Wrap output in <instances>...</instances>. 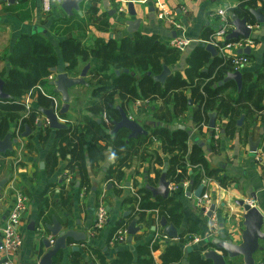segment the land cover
<instances>
[{"label":"crops","instance_id":"crops-1","mask_svg":"<svg viewBox=\"0 0 264 264\" xmlns=\"http://www.w3.org/2000/svg\"><path fill=\"white\" fill-rule=\"evenodd\" d=\"M129 3L136 11L134 18L140 19L136 32L155 35L166 44L170 39L178 36L180 32L177 29L164 20L158 19L157 14L163 9L168 10L175 21L183 26L184 35L191 42L185 52H180L177 62L170 67L171 72L178 71L183 75L186 58L191 50L195 45L202 44L205 40L202 38L203 32L209 28L212 31L209 36L211 37L219 26L218 18L215 15L216 11L220 8L228 11L229 8L237 4V0H82L79 4V12L74 10L71 16L64 12L61 2L55 1L52 10L44 12L42 0H18L13 4L0 0V57L5 58L13 50L17 39L23 34H42L53 44L55 49H58L60 41L68 37H76L83 44L90 45L96 38L118 40L124 36H130L136 32L128 33L122 24V20L132 18L127 14ZM258 6L264 16V0L259 1ZM91 7H94L96 12H90ZM120 8L122 11L119 10ZM104 25H106V29ZM248 25L251 26L249 38L254 43L250 46L249 63L241 72L242 74L248 72L256 75L262 69L264 61V24H256L253 20L248 22ZM235 51L237 53V49ZM1 64L4 65L2 60H0ZM7 66L9 67V65ZM160 104L161 108L158 112L164 109L163 104ZM31 106L36 108L39 105L32 100ZM195 108V105L189 106L184 116L185 119L180 125L192 130L189 135V145L197 140L208 163L219 168L220 174L226 176V181L225 185H220L212 177L205 187L211 193L209 205H214L210 216L203 214L196 206V198L192 195L196 187L187 185L183 188L182 193L177 194L178 189L171 191L170 195L176 194L182 214L179 226L173 225L177 229L178 240L179 234L186 231L184 235L186 243L191 235L204 238L205 235L213 231H216L217 234L225 233L227 238L239 242L243 230V211L241 207L234 204L235 200L250 199L264 217V168L253 161L248 145V139L251 137L254 141L259 140L257 148L264 147L262 121L257 118L253 123H250L249 119H243L241 126L236 124V128L230 134L226 133L224 129L226 120L216 117L215 124L220 127L217 136L207 126H203L198 133L190 119H187ZM31 130V135L20 139V144L15 147L13 152L0 157V161L4 164L0 170V178L6 174L7 176L12 175L3 190L2 198H0V229L12 207V187H19L29 199L27 212L19 228L23 243L20 248L11 253L0 251V264L8 259L12 264H38L46 252V247L38 234L37 227L38 224L40 225V220L41 222L51 221L52 215L57 217L64 229L84 230L87 236V240L83 242H75L70 239L68 248L63 251V256L53 264H72V251L80 253L79 264H99L95 254L96 250H101L109 261L116 257L118 249L133 250L136 244L150 237L153 231L151 227L155 226V222L148 215L141 219L145 222L143 226L136 223L140 229L131 237L130 241H127V238L122 243L115 244L112 241L119 228L109 239L108 234L113 223L119 218L128 217L126 228L130 220L135 219L136 216L129 204H122V202L125 199L136 200V190L141 185V179H146V176L154 179V170L161 169L154 160L156 154L160 155L164 162H167V155L162 153L159 142H151L150 153L154 155L152 159L147 160L146 153L138 154L136 150L129 154L118 168L123 173L118 179V170L112 171L111 165H115V162L122 156L113 157L106 151H99L102 156L98 159L94 156L93 162H91L87 152L88 144L85 145L87 139L82 138L81 144L85 145L88 183L79 185L80 178L77 171L72 173L75 179L72 183L63 181L65 173L68 171L66 166L71 157L70 149L64 143L65 154L61 156L57 152V164L52 171L47 170L46 157L53 147L56 132L49 127L46 118H43V127L34 126L31 127ZM107 171L111 172L110 177H113V181L108 180L110 177H107ZM156 184L157 181L152 183V185ZM185 192H190L191 195L186 196ZM44 200L46 204H44ZM100 203H103L108 210V218L102 228L94 229V213L96 206ZM223 203L224 206H222ZM128 207L130 209L127 210ZM42 208H44L43 213H41ZM126 211H129L130 214L123 216V212ZM161 230L163 231V228L160 225L155 226L154 231ZM262 230L264 231L263 228ZM178 240L173 242H178ZM203 243H192L189 247L192 248V246ZM156 244L158 247L151 251V256L153 264H161V255L167 242L156 240ZM259 244L262 246V250L254 254V259L256 263H263L264 240H261ZM73 247H77V249L74 250ZM187 247H183V249H187ZM209 248L207 246V249ZM221 253L225 258V264H243L241 257L228 259L224 252L221 251ZM186 255L184 250L181 264H187Z\"/></svg>","mask_w":264,"mask_h":264},{"label":"trees","instance_id":"trees-1","mask_svg":"<svg viewBox=\"0 0 264 264\" xmlns=\"http://www.w3.org/2000/svg\"><path fill=\"white\" fill-rule=\"evenodd\" d=\"M259 1L261 0H237V4L229 8L227 12L235 13L238 17H245L248 22H251L254 18L249 9L259 7ZM90 12H96V9L91 7ZM104 28L106 29V25ZM211 33L212 31L207 28L202 38L209 39ZM179 57L180 52L177 49L160 41L157 36L139 32L118 40L96 38L90 45L83 44L76 37H68L60 41L58 49H55L42 34H23L17 39L12 51L5 58L0 57V60L4 62L0 70V78L4 80L3 90L12 96L8 100L11 104L2 106L8 111L6 116L2 117V126L5 130L8 129L9 119H18L21 112L26 109L20 102L23 95L37 86L43 88L51 86L47 80L51 74V68L57 67L69 76L76 77L80 68L89 63L87 75L89 76L88 83L93 87L92 95L99 97L102 108H105L114 118H119L118 112L110 107L115 101V95L121 105L148 99L149 103L151 102L154 106L152 112L157 109L154 101L163 103L165 110L159 114L153 113L154 117L162 123L151 129L149 137L151 141L154 139L159 141L162 153L167 155L166 179L180 185L183 181L192 180L191 186L195 188L201 184L204 177H213L220 185H225L226 176L220 174L219 168L208 163L197 142L189 145L190 136L185 129H180L178 126L185 119L190 101L196 108L187 119H190L198 133L203 124L207 123L209 112H216L217 119L226 120L224 124L226 133L232 134L241 115L244 119H249L250 123L257 118L261 120L264 131V61L262 69L256 75L248 72L242 74L240 92L237 93L236 84L232 80L215 87L214 85L223 80L227 72H231L229 60L220 55L212 57L200 43L194 46L186 58L183 75L178 71L171 72L163 84L153 80L152 76L161 72L163 64L170 68ZM125 68L128 69L127 73L120 72L116 75L113 72L115 69ZM50 102L42 95L38 99L39 106H48ZM35 118L36 113L33 112L24 122L31 126ZM90 122L94 123V121ZM123 130L113 141L114 155L123 151L127 152L126 156L119 159V166L129 156L131 150V146L125 145L121 138L124 135L121 134ZM67 132L66 129L56 132L53 147L46 157L49 171H52L58 162L57 152L61 156L65 154L62 144L67 139ZM85 137L88 144V157L93 162L94 156L96 159L102 156L96 148L97 140H104L108 137L98 128L87 131ZM72 152V159L66 169H77L80 178L79 185H86L88 173L84 148L81 144L78 148L75 145ZM154 160L160 167L163 166L164 160L160 155L156 154ZM117 170V178L120 179L123 173ZM110 175L111 172H108L107 177ZM159 175L160 169L154 170V179L146 177L147 183L152 185L158 180ZM177 191L176 194L182 193L183 188L179 187ZM136 193L140 195L139 207L141 209H157L160 217L166 218L168 223L179 226L182 214L176 194L166 199L161 197L152 199L150 192L145 188L137 189ZM134 202L132 199H125L122 204L132 203L133 205ZM133 209L132 206V212H134ZM43 212L44 208L41 210V213ZM127 219L128 217H121L113 223L108 239L115 230L125 226ZM185 232L182 231L179 234L178 242H167L161 255V264H181L184 250L187 253V264H213L203 257V251L207 249L206 244L192 246L189 251L183 249V245L186 244ZM153 237L154 232L152 231L150 237L136 244L133 250L118 249L116 257L109 261L101 250H96L98 263L153 264L151 251L158 247ZM63 251L55 256L54 262L63 256ZM71 255L73 256L72 264H79L80 253L72 251Z\"/></svg>","mask_w":264,"mask_h":264},{"label":"water","instance_id":"water-1","mask_svg":"<svg viewBox=\"0 0 264 264\" xmlns=\"http://www.w3.org/2000/svg\"><path fill=\"white\" fill-rule=\"evenodd\" d=\"M10 4L15 3L18 0H5ZM82 0H62V9L64 12L71 16L76 12H79V4ZM54 3V0H53ZM250 14L253 16L256 24L263 25L264 24V16L260 12V8H250ZM127 14L132 18H128L122 20V24L126 27V31L130 34L137 31L140 19L134 18L136 15V11L133 9L132 4L129 3L127 5ZM230 25L231 30L225 35L224 41H236L239 38H249L251 32V26L248 25V21L245 17H238L235 13L230 14ZM202 46L211 54V56H216V49L209 43L204 44ZM237 54H250V46H246L244 48L237 49ZM90 67V64L87 63L81 70L79 76L71 77L65 71L58 70L57 67L51 68V73L57 74V78L53 81H50V85L54 87V91L61 95V99L63 101V108L60 111V114H64L69 109V101L70 94L69 89L75 85H87L85 81V76ZM113 72L118 75L120 72H128V69L118 70L115 69ZM171 70L165 64L162 65V70L159 74L153 75L152 78L156 82L164 83L165 79L170 75ZM232 80L235 82L237 86V93L242 89V72H227L223 80L215 84L214 86H220L225 82ZM4 80L0 78V101L11 99L12 96L6 94L3 90ZM191 105V102L188 103ZM120 113V119L114 123L115 131L118 128H125L129 131L128 138L137 137V135L145 133L141 126L134 120H130L127 118L125 113L123 112L121 107H117ZM39 112L43 114L48 121V125L51 129L60 130L65 129L67 126L63 122L59 121V116L55 112L53 105L50 107H40ZM217 114L216 112L208 113V121L207 128L213 130L215 128V120ZM244 116L241 115L237 120V126H241ZM38 126H42V122L38 124ZM180 129H185L188 135H191L192 130L186 129L183 125L178 126ZM30 126L26 125V131L23 132L20 137H14L13 132L9 131L3 138L0 137V155L6 154L8 152H13L15 149V145L20 142V138H26L31 135ZM111 132V133H112ZM197 142V140L195 141ZM259 140H252L251 137L248 139L249 152L251 155L256 151ZM200 145V144H199ZM202 145V144H201ZM43 165V164H42ZM167 162H164L163 168L161 169L160 175L158 177V181L156 185H150L146 181L140 185L139 188H145L150 192L151 198L161 197L166 199L170 196L169 183L170 180L166 179V170H167ZM11 174L6 176L5 178L0 179V198L3 196V190L11 180ZM192 180L188 181V185H192ZM182 185V183H181ZM204 189V185H198L193 191L192 195L195 198H198ZM186 196H190V192H185ZM234 204L242 208V226L243 230L240 234V241L234 242L231 239L227 238L225 233H220L214 236H211L209 239L204 241L203 244H206L210 248L204 252L203 257L205 259L210 260L213 264H225V258L222 255L221 251L226 254V258L234 259L237 257H241L243 264H264L256 263L254 259V254L257 251L262 250V246H260L259 242L264 240V231L262 230V226L264 225V217L256 206H251L246 203L244 200H235ZM224 206V203L222 204ZM214 210V205L209 207L207 215L210 216ZM130 212H123V216L129 215ZM159 225L163 227V232L169 236L170 238H174L177 236L176 227L168 223L166 218L161 217L159 220ZM140 229V226H136V220L133 218L127 225V241L131 240V237ZM155 226L151 227V230L154 231ZM39 236L46 247V252L41 257L38 264H53L55 256L62 250H66L68 248V241L71 239L75 242H83L87 240V236L84 230H79L75 228L64 229L63 224L57 219L55 215H52L51 221H42L40 220V226L38 228ZM51 239H54L53 244L51 243ZM1 243V242H0ZM74 250L77 247H73ZM191 248L188 246L187 250L189 251Z\"/></svg>","mask_w":264,"mask_h":264},{"label":"built area","instance_id":"built-area-1","mask_svg":"<svg viewBox=\"0 0 264 264\" xmlns=\"http://www.w3.org/2000/svg\"><path fill=\"white\" fill-rule=\"evenodd\" d=\"M55 1L62 3V0H54V2ZM42 8L44 12H50L53 8V0H42ZM119 10L122 11V8H120ZM215 15L218 18L219 26L216 28L214 34L209 39L204 40L202 43L211 44L216 49L218 55L224 57L225 59H228L231 72L241 71L249 63V57L248 55L245 54H237L235 50L239 48H244L246 46H251L253 45L254 42L250 38L245 39L243 37L239 38L236 41L225 42L224 37L231 30L230 14L227 12L226 9L220 8L216 11ZM157 17L159 20H164L168 24L172 25L175 29H177L180 32L178 36L169 40L168 45L172 48L177 49L179 52H185L191 40H189L184 35L183 26L175 21V19L168 10H164V9L161 10L160 12H158ZM56 78H57V74L55 73H51L48 76L49 81H53ZM37 91H43V87L37 86V88L30 90L28 93H26L21 97L20 102L24 104L26 108H29ZM139 103H141V100H136L133 103V105L136 107L138 106ZM203 126H207V123L203 124ZM219 128H220L219 125L215 124V128L213 129L215 136H217ZM252 159L256 164L264 168V148L262 147L257 148L256 151L252 154ZM65 174L66 175L64 177L66 178V181L68 183H72L74 178L70 174V172L67 171ZM209 181L210 178L208 177H204L202 179L201 184L204 185V189L201 195L198 198H196V206L198 207V209H200V211L203 214H207L210 207L209 204H210L211 193L209 189L205 188L209 184ZM187 185H188L187 180L183 181L182 185L170 181L169 190L170 192L176 191L179 187L185 188ZM11 194L13 197L12 207L10 209V212L7 214L5 220L3 221V224L0 229V242H1L0 251L2 253H11L12 251L20 248L23 243L22 235L19 228H20V223L25 213L27 212L29 199L28 196L23 192V190H20L19 187H12ZM135 198L136 200L133 204V208H134L133 213L136 216L135 217L136 223L138 225L143 226L144 221L139 219L151 213L154 218L153 219L155 222L154 225L159 226V220L161 217L158 216V210L141 209L139 207L140 198L138 194L136 195ZM245 202L253 206L252 201L250 199H247ZM107 218H108V210L106 209L105 205L103 203L98 204L96 206L94 213V229L102 228L105 225ZM214 235H217L216 231L208 233L207 235L204 236V238L191 235L189 236L188 242L183 247L186 248L187 246H190L192 243L198 244L204 242ZM127 236L128 234H127L126 226L121 227L115 233L112 241L115 244L122 243L126 241ZM156 240L166 241V242L177 241L178 236L174 238H170L162 230L154 231L153 241ZM53 242L54 239H51L52 244ZM1 264H12V262L11 260L8 259L2 261Z\"/></svg>","mask_w":264,"mask_h":264},{"label":"flooded vegetation","instance_id":"flooded-vegetation-1","mask_svg":"<svg viewBox=\"0 0 264 264\" xmlns=\"http://www.w3.org/2000/svg\"><path fill=\"white\" fill-rule=\"evenodd\" d=\"M82 68H80V71L77 76H79ZM88 78L89 76L86 74L85 81L87 82V85H82V84L75 85L69 89L70 101H69V109L66 113L60 114V111L63 108V101L61 99V95L59 93H56L54 91V87L51 85V88H52L51 91L46 90V88H43V91H39L40 93L36 92L33 98V101L38 103V99L40 95L45 96L47 97L48 100L51 101L50 104L48 106H38L36 108L35 107L33 108V106H30L29 108L23 110L21 112V116L18 119H15V120L9 119L8 129L6 130L2 126V122H3L2 117H5L8 111H6L7 109H4L2 106L11 104V101H8L9 99L1 100L0 101V137L3 138L9 131L13 132L14 137H20V135L26 131V125L30 126L28 123L24 122V120L30 118L33 112L36 113V118H35V122L30 126V128L34 126H38V124L41 122H42V126H38V127H43V118L45 116L41 114L38 109L40 107H50L51 105H53L55 112L59 116V121L63 122L67 126L65 128L68 131L66 134L67 139L63 143L70 149V152H71V157L68 160V164L72 159L73 147L76 145L78 148L79 144H81V139L85 137L86 132L89 130L92 131L93 129H96V128H98L102 132H105L108 137L104 140L103 139L97 140L98 143L96 146L99 151H101L102 147H105V150L111 156L115 157L116 155H114L113 153V148H114L113 141L116 138V136H118V133L124 129L123 132L121 133L124 135L121 136V138L124 141L125 145L131 146L130 154H132L133 151L136 150L138 154L146 153L147 156L145 157H147V160L152 159L154 155L150 153V146L152 144L151 142L152 141L159 142V141L157 140L151 141V138L149 137L150 131L153 127L160 125V123H162L159 120L155 119L154 117L153 113L155 112L156 114L157 109L154 112H152V110H154V106H152L151 103H149L148 99L141 100V103H139L138 106L136 107L131 102H127L125 104L123 103V105H121L118 103V97L115 95L114 97L115 101L114 103L110 105V107H113L118 112L119 118L116 119L105 108H102L99 97L92 95L93 87L88 83ZM86 92H88L87 96H85ZM78 93H82V94L79 95ZM82 98H85V99H82ZM118 106L122 108L127 118L130 120L136 121L141 126L143 131H145V133L139 134L137 135V137L128 138L129 131L125 128H118L112 132V130L115 127L114 123L120 119V113H119V110L117 109ZM134 111H137V114H135ZM139 114L142 115V118L136 117ZM90 121H94V123ZM47 124H48V121H47ZM57 131L58 130H55V132ZM19 144L20 142L17 145H15V147L18 146ZM101 144H103V146ZM81 145L84 148L85 145H87V142L85 143V145L83 144ZM8 153L1 154L0 157L7 156ZM126 155H127V152L123 151L117 156L124 157ZM3 165L4 164L2 163V161H0V170L2 169ZM111 167H113V170L120 168L119 160L115 162V165L112 164ZM162 168L163 166L161 167V169ZM161 169H160V172H161ZM68 171L70 172L71 175H73L72 173L77 171V169H69ZM106 173H108V171ZM6 176L7 174L2 178H5ZM65 180L66 178L64 177L63 181ZM108 180L113 181V177H110ZM146 180L147 178L145 179V181ZM143 182L141 183V185L143 184ZM110 185L112 186L111 182H110ZM11 197H12V194H11ZM37 222L39 223V221ZM39 226L40 225L38 224L37 229L39 228Z\"/></svg>","mask_w":264,"mask_h":264},{"label":"rangeland","instance_id":"rangeland-1","mask_svg":"<svg viewBox=\"0 0 264 264\" xmlns=\"http://www.w3.org/2000/svg\"><path fill=\"white\" fill-rule=\"evenodd\" d=\"M2 66H3V65L1 64V65H0V70L2 69ZM58 70H59V68H58ZM47 80H48V77H47ZM48 81H49V80H48ZM51 89H52L51 86L46 87V90H50V91H51ZM78 94L81 95L82 93H78ZM87 95H88V92H86L85 96H87ZM82 99H85V98H82ZM150 103H151V102H150ZM160 103H161L160 101H157V100L154 101V104H156V106L158 107V108H157V113H156V114H159V113H161V112H163V111L165 110V107H164L163 111H161V112L158 113L159 108H161V104H160ZM162 104H163V103H162ZM151 105H152V104H151ZM26 109H27V108H26ZM134 113L137 114V111H134ZM139 115H140V114H139ZM139 115H137L136 117H137V118H142V115H140V116H139ZM155 119H156V118H155ZM154 140H156V139H154ZM97 143H98V142H96V144H97ZM152 143H156V142L153 141ZM101 145L103 146V144H101ZM151 146H152V145H151ZM96 148H97V147H96ZM101 151H104V152H105V151H106V150H105V147H102V148H101ZM106 152H107V151H106ZM144 180H145V179H144ZM144 180L141 179V180H140V183H142ZM138 196H139V198H140V195H138ZM132 206H133L132 203H129V207L132 208ZM148 214H149V213H148ZM148 216H149L150 218H153V216H152L151 213H150ZM158 216H160V215H159V212H158ZM153 219H154V218H153ZM144 224H145V222H144ZM262 228L264 229V227H262Z\"/></svg>","mask_w":264,"mask_h":264}]
</instances>
